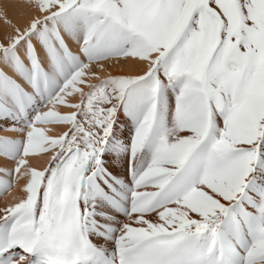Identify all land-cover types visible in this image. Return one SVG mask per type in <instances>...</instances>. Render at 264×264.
<instances>
[{"label": "snow or ice", "instance_id": "obj_1", "mask_svg": "<svg viewBox=\"0 0 264 264\" xmlns=\"http://www.w3.org/2000/svg\"><path fill=\"white\" fill-rule=\"evenodd\" d=\"M16 7L0 264H264V0Z\"/></svg>", "mask_w": 264, "mask_h": 264}, {"label": "bare ground", "instance_id": "obj_2", "mask_svg": "<svg viewBox=\"0 0 264 264\" xmlns=\"http://www.w3.org/2000/svg\"><path fill=\"white\" fill-rule=\"evenodd\" d=\"M26 0H0V7H3L4 5H9L8 8V15L9 17L16 23L19 24V26L23 27L24 24L27 22V17H25L23 20L20 19V15L23 13V9L20 7H16L17 5H24ZM4 34V23L2 20H0V39L3 38ZM64 111H67V109H63ZM1 136H12L15 137L17 134L13 132H5L2 131ZM47 157H41L39 161L36 159H31L30 162L34 165L43 166V163L46 161ZM0 164L6 165L7 167H14V162L12 161H6L4 158L0 157ZM24 169L22 168L21 171ZM19 175V174H17ZM0 176L3 177V172L0 171ZM13 182L16 184V187L13 188L12 191H10L7 195L0 196V210H2L5 206H10L11 204L15 203L16 200L21 196L20 187L21 184L17 183L16 180H13Z\"/></svg>", "mask_w": 264, "mask_h": 264}, {"label": "rangeland", "instance_id": "obj_3", "mask_svg": "<svg viewBox=\"0 0 264 264\" xmlns=\"http://www.w3.org/2000/svg\"><path fill=\"white\" fill-rule=\"evenodd\" d=\"M3 130H0V133L2 132ZM0 136H1V134H0ZM13 180H15V178H13Z\"/></svg>", "mask_w": 264, "mask_h": 264}]
</instances>
